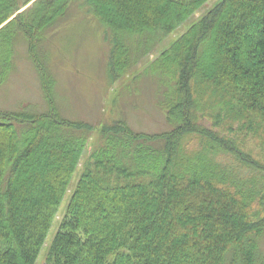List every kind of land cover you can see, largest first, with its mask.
<instances>
[{
  "label": "trees",
  "instance_id": "obj_1",
  "mask_svg": "<svg viewBox=\"0 0 264 264\" xmlns=\"http://www.w3.org/2000/svg\"><path fill=\"white\" fill-rule=\"evenodd\" d=\"M73 1L117 80L207 0H0V86L19 33L45 104L0 109V264L35 263L86 151L44 264H264V0H219L151 62L159 134L57 111L37 48Z\"/></svg>",
  "mask_w": 264,
  "mask_h": 264
},
{
  "label": "rangeland",
  "instance_id": "obj_2",
  "mask_svg": "<svg viewBox=\"0 0 264 264\" xmlns=\"http://www.w3.org/2000/svg\"><path fill=\"white\" fill-rule=\"evenodd\" d=\"M218 1L207 0L192 16L193 19L211 9ZM192 17L145 55L131 74L112 80L108 54L113 33L106 30L95 15L85 12L79 3L71 2L66 14L45 30V40L37 48L53 79V96L61 117L98 126L123 121L134 132L145 134L169 131V125L158 105L164 85L160 77L154 74L151 62L187 29ZM127 40L133 43L136 39L130 37ZM11 47V69L6 82L0 86V109L15 111L27 106L33 112H42L45 104L38 76L34 65L27 58L26 42L21 34L13 37ZM97 140L94 132L89 139V147ZM86 158L87 151L70 179L68 191L58 206L34 264L45 262L48 246ZM261 245L264 246V241Z\"/></svg>",
  "mask_w": 264,
  "mask_h": 264
}]
</instances>
